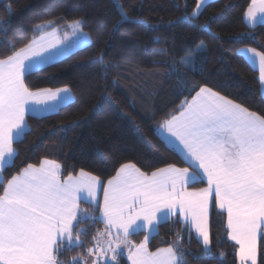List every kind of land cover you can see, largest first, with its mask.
Masks as SVG:
<instances>
[{"label": "snow or ice", "instance_id": "1", "mask_svg": "<svg viewBox=\"0 0 264 264\" xmlns=\"http://www.w3.org/2000/svg\"><path fill=\"white\" fill-rule=\"evenodd\" d=\"M207 3L194 0L187 18L198 19ZM116 6L121 19L113 31L130 22L119 0ZM185 11L187 16V4ZM258 13L264 14V0H251L244 16L253 26ZM12 15L9 10L7 19L0 20V171L15 154L14 141L25 133L26 113H54L73 101L67 86L32 90L26 83L60 54L53 50L62 41L47 40L57 32L56 21L44 22L52 26L51 32L37 25L33 31L41 32L38 37L9 39ZM84 23V18H77L71 24L77 48L89 46ZM198 27L210 30L207 23ZM206 49L203 41H193L191 48L183 49L190 55L179 56L169 65L168 74L181 77L190 99L186 97L160 128L181 146L188 166L168 164L148 174L134 163H123L104 183L83 169L79 176L62 179L63 166L55 159L27 164L0 184V264H100L101 257L105 264L108 260L119 264L121 249L127 250L130 264H187L179 247L153 252L147 234L139 243L130 236L140 230L151 232L169 216H177V223L182 218L185 225L182 233L191 237L194 230L197 243L212 256L213 213L226 221V238L238 246L239 264H264V114L250 111L214 87L190 82L180 72V68L193 71V61L199 63L197 58ZM248 51L259 58V79L264 82V52ZM105 54L98 59L107 72L111 65L105 63ZM200 183L205 186H193ZM80 201L95 202L99 216L91 217ZM97 222L104 228L92 236V247L62 259L84 248L81 237L88 230L80 226ZM217 256L224 259L223 254Z\"/></svg>", "mask_w": 264, "mask_h": 264}, {"label": "trees", "instance_id": "2", "mask_svg": "<svg viewBox=\"0 0 264 264\" xmlns=\"http://www.w3.org/2000/svg\"><path fill=\"white\" fill-rule=\"evenodd\" d=\"M250 2L212 0L198 19L190 20L187 17L194 0H119L130 22L113 31L121 19L116 0H0V20L7 19L9 10L13 13L9 39L15 36L27 41L39 34L33 31L37 25L77 18H84L82 29L90 36L89 46L41 66L42 71L26 79L32 90L67 86L73 101L54 113L26 116L27 129L14 141L16 151L2 170L0 184L27 164H38L44 158L62 164V177L83 169L104 183L123 163H134L146 173L168 164L187 167L179 151L159 134V128L189 98L181 77L168 73L169 65L189 54L183 49L191 48L193 41H203L207 49L197 58L199 63L194 61L193 71L180 68V72L190 82L214 87L250 111L264 114L258 70L240 52L247 46L264 52V22L250 27L244 18ZM206 23L210 30L198 27ZM101 53H106L104 61L111 65L107 72L98 59ZM81 208L93 218L98 216L96 206L81 203ZM177 219L171 217L158 225L148 240L150 251L174 246L187 264H239L237 246L226 238L225 220L212 214L213 255L207 256L193 233L191 237L182 233L185 225ZM101 226L102 222L81 225L88 230V235L81 237L84 248L62 259L91 247L92 236ZM144 236V231H138L130 239L139 243ZM217 254H223L224 259ZM118 259L119 264H127L125 255Z\"/></svg>", "mask_w": 264, "mask_h": 264}, {"label": "crops", "instance_id": "3", "mask_svg": "<svg viewBox=\"0 0 264 264\" xmlns=\"http://www.w3.org/2000/svg\"><path fill=\"white\" fill-rule=\"evenodd\" d=\"M209 1H212V0H208V2ZM244 18H245V21H246V23L250 26V27H253V25L247 20V18L244 16ZM262 21H264V14H260V13H258L257 14V20H256V22H255V25H257V24H259V23H262ZM254 25V26H255ZM56 28H57V32H56V34L54 35V36H50V37H47V40L48 41H51V42H53V43H55V42H57V41H62V43H59L58 45H57V49H54L53 51H57V50H59V52H60V54L59 55H57L56 57H55V59H54V61L55 60H58V59H60V58H62V57H64L65 55H67V54H69V53H71L72 51H74L75 49H76V47L75 46H73L74 45V41L72 40V29H71V27L68 25L67 26V22L66 23H64L63 21H56ZM42 31H46V32H51L52 31V26L51 25H48V24H45V25H43L42 26ZM41 34V32H39V34L37 35V36H35V37H38L39 35ZM65 34H67V38H65ZM248 49H251L250 47H242L241 49H240V52L245 56V58L250 62V64L254 67V68H256L257 70H258V73H259V58L258 57H253V55H252V53L251 52H249L248 51ZM260 87H261V93L264 95V82H261L260 81ZM59 88H61V87H59ZM53 89H55V88H53ZM70 92H71V90H70ZM71 95H72V97H73V93L71 92ZM189 99H190V97H189ZM183 102H184V100L181 102V104H183ZM180 104V105H181ZM58 110V109H57ZM44 114H48V112H38V113H36V114H33L32 112H28V113H26V116L27 115H37V116H40V115H44ZM25 119H26V117H25ZM26 124H27V122H26ZM27 129V128H26ZM161 135V134H160ZM163 138H164V140L169 144V145H171L172 147H174L175 149H177L178 151H179V153L182 155V157L184 158V156H183V153L181 152V148H177L171 141H169L163 134L161 135ZM20 137H17L16 138V140L17 139H19ZM14 156V155H13ZM12 160H13V157L10 159V161H9V163H11L12 162ZM9 163H7V164H9ZM7 164H5V165H7ZM4 165V166H5ZM167 166V165H166ZM166 166H163V167H166ZM176 166V165H175ZM163 167H161V168H163ZM177 167H179V166H177ZM119 169V168H118ZM81 171V170H80ZM80 171H78L76 174H73V176H79L80 175ZM155 171V170H154ZM116 174V173H115ZM114 174V175H115ZM148 174H151V173H148ZM93 175V174H92ZM113 175V176H114ZM68 176V175H67ZM67 176H65V177H62V179L63 178H66ZM2 179V171H0V180ZM110 179V178H109ZM107 182V181H106ZM105 182V183H106ZM205 186V184L204 185H202V186H195V187H204ZM97 199L99 200V202L102 204L103 203V193L102 192H99L98 193V195H97ZM81 203H85L84 201H80V207H81ZM88 204V203H87ZM91 205H93V206H96V204H95V202H93ZM83 209V208H82ZM88 213H89V215H90V212L88 211ZM91 216V215H90ZM98 216H99V213H98ZM97 216V217H98ZM92 217V216H91ZM171 217H177V216H169L167 219H169V218H171ZM181 221H182V218H181ZM103 228H104V224L102 223V226L100 227V228H98V230H103ZM157 228H158V226L157 227H155L151 232H148L147 230H140V231H144L145 232V235L147 234L149 237H150V235H152V234H154L156 231H157ZM192 233H193V235L196 237V235H195V232H194V230L192 231ZM197 238V237H196ZM144 239V238H143ZM93 245V244H92ZM92 247V246H91ZM167 247H169V246H164V247H160V248H167ZM160 248H157V249H160ZM156 249V250H157ZM156 250H153V252L154 251H156ZM125 251H126V254H123V255H125L126 256V259H127V250L125 249ZM150 251V250H149ZM127 264H130V261H128V259H127Z\"/></svg>", "mask_w": 264, "mask_h": 264}, {"label": "rangeland", "instance_id": "4", "mask_svg": "<svg viewBox=\"0 0 264 264\" xmlns=\"http://www.w3.org/2000/svg\"><path fill=\"white\" fill-rule=\"evenodd\" d=\"M72 21L71 22H67V26L69 25L72 29ZM73 30V29H72ZM83 30V29H82ZM84 31V30H83ZM72 32V31H71ZM86 32V31H84ZM87 33V32H86ZM72 35V34H71ZM72 37V40L74 41L76 38L74 36H71ZM90 41V36H89V40L88 42ZM248 47V46H247ZM77 48V47H76ZM252 48V47H250ZM258 51V50H257ZM186 55H190L189 54H186ZM193 65H194V61H193ZM193 65H189L190 67H192ZM159 134H163L169 141H171L177 148H181V146L178 145V142L175 141V138L174 137H171L169 136V134H167L166 132L163 131V129L159 128ZM238 247V246H237ZM123 254H126V251L125 249H121V255ZM100 264H105V258L104 257H101L100 258ZM107 264H113V262H111L110 260L107 261Z\"/></svg>", "mask_w": 264, "mask_h": 264}]
</instances>
